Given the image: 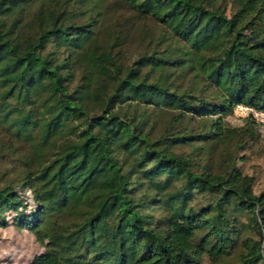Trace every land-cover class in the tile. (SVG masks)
Here are the masks:
<instances>
[{
  "label": "trees",
  "instance_id": "1",
  "mask_svg": "<svg viewBox=\"0 0 264 264\" xmlns=\"http://www.w3.org/2000/svg\"><path fill=\"white\" fill-rule=\"evenodd\" d=\"M258 6L0 0V264H264Z\"/></svg>",
  "mask_w": 264,
  "mask_h": 264
},
{
  "label": "rangeland",
  "instance_id": "2",
  "mask_svg": "<svg viewBox=\"0 0 264 264\" xmlns=\"http://www.w3.org/2000/svg\"><path fill=\"white\" fill-rule=\"evenodd\" d=\"M239 0H208V5L212 9L223 10L228 17L235 14L238 9ZM245 15L242 18V22H254V29L248 32L253 35L257 41H263L264 39V6ZM145 28L153 29L151 25ZM252 117L257 125V141L252 144L245 152L240 153L241 160L238 161V167L241 169L244 175L253 177L255 180L254 191L259 193L264 189V114L256 113L253 110L245 107H237L232 114L225 117V122L231 128H241L247 126V121ZM187 151V150H186ZM23 242H27L23 239ZM20 256L27 257L28 252H19Z\"/></svg>",
  "mask_w": 264,
  "mask_h": 264
}]
</instances>
